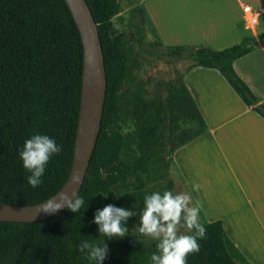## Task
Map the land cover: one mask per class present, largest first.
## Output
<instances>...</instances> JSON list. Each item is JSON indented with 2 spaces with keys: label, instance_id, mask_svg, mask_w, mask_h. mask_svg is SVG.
Instances as JSON below:
<instances>
[{
  "label": "trees",
  "instance_id": "16d2710c",
  "mask_svg": "<svg viewBox=\"0 0 264 264\" xmlns=\"http://www.w3.org/2000/svg\"><path fill=\"white\" fill-rule=\"evenodd\" d=\"M85 1L97 24L106 72L101 127L77 194L85 205L78 213L66 208L36 222L1 221L0 264H95L77 246L82 240L98 244L104 239L93 219L108 204L137 215L127 221L125 237L104 240L109 251L103 264H149L157 241L132 234L133 225H139L143 197L172 192L173 153L188 134L204 126L183 75L195 67L215 69L243 103L259 113V100L237 76L233 62L264 46V32L222 50L165 46L157 36L146 40L141 6H136L133 29L117 33L112 18L121 10L120 0ZM148 56L186 63L184 71L175 69V77L151 98L136 78L141 59ZM82 64L80 34L64 0H0V202L34 205L66 182L73 161ZM37 134L54 139L62 151L50 159L41 186L33 189L26 183L30 173L19 151ZM199 220L206 235L198 240L200 251L187 256V264H249L220 221L208 222L201 215Z\"/></svg>",
  "mask_w": 264,
  "mask_h": 264
},
{
  "label": "crops",
  "instance_id": "0c3cea01",
  "mask_svg": "<svg viewBox=\"0 0 264 264\" xmlns=\"http://www.w3.org/2000/svg\"><path fill=\"white\" fill-rule=\"evenodd\" d=\"M245 5L262 11L253 27ZM141 7L165 46L222 50L264 32V0H141ZM233 69L264 105V46L235 60ZM183 81L204 126L187 135L171 165L193 202L202 203L199 215L220 221L249 264H264V117L215 69L195 67Z\"/></svg>",
  "mask_w": 264,
  "mask_h": 264
},
{
  "label": "clouds",
  "instance_id": "9594fccd",
  "mask_svg": "<svg viewBox=\"0 0 264 264\" xmlns=\"http://www.w3.org/2000/svg\"><path fill=\"white\" fill-rule=\"evenodd\" d=\"M62 151V146L46 135H33L24 142L19 151L23 168L30 175L26 183L33 189L42 184V177L50 159ZM73 184H79V177H74ZM194 191L199 185L192 186ZM57 200H52L41 207L45 214H53L62 208L72 213L80 212L85 205L84 199L73 193L70 197L62 193ZM202 203L193 202L192 196L187 192L173 194L171 191L152 192L143 197V208L138 214L139 226L135 228L138 235L149 237L157 241L156 252L150 256L149 264H187L189 254L198 253L200 244L206 235V228L200 223L199 214ZM136 212L108 204L98 209L94 214L93 223L98 226V233L104 239L100 243L82 240L77 246L80 253L85 254L89 261L103 264L108 254V245L105 239L123 238L129 232L125 226ZM183 227L189 234H181Z\"/></svg>",
  "mask_w": 264,
  "mask_h": 264
},
{
  "label": "water",
  "instance_id": "95a60500",
  "mask_svg": "<svg viewBox=\"0 0 264 264\" xmlns=\"http://www.w3.org/2000/svg\"><path fill=\"white\" fill-rule=\"evenodd\" d=\"M64 1L78 28L83 47L81 100L71 170L58 192L43 202L29 206L0 202V222H36L66 209L62 208L53 214L41 211V207L46 203L52 200L59 202L58 197L62 193L70 197L73 193L78 194L97 143L106 96V72L98 28L85 0ZM255 108L264 116L262 105L257 104ZM74 177H79L78 185L73 184Z\"/></svg>",
  "mask_w": 264,
  "mask_h": 264
},
{
  "label": "rangeland",
  "instance_id": "374dc122",
  "mask_svg": "<svg viewBox=\"0 0 264 264\" xmlns=\"http://www.w3.org/2000/svg\"><path fill=\"white\" fill-rule=\"evenodd\" d=\"M121 10L112 18L113 29L117 33L127 32L133 29V23L137 14L135 13L136 6H141V0H120ZM146 40H155L156 35L150 28L147 21L144 24ZM186 63L182 61L172 59H158L155 57H149L141 59V65L137 71L136 78L137 82H142L146 87L147 96L151 98L157 90L163 91V84L165 81L175 77V69L182 73L185 69ZM125 131V129L123 128ZM169 178L174 183L172 190L173 194L180 192H186L185 187L179 183L178 176L176 174V167L170 165L169 167ZM138 224H134L132 228V234L137 237H144L138 235L135 228ZM187 231L186 228L181 227L179 232L184 234ZM149 238V237H144ZM152 239V238H149Z\"/></svg>",
  "mask_w": 264,
  "mask_h": 264
},
{
  "label": "built area",
  "instance_id": "2783aa9c",
  "mask_svg": "<svg viewBox=\"0 0 264 264\" xmlns=\"http://www.w3.org/2000/svg\"><path fill=\"white\" fill-rule=\"evenodd\" d=\"M242 11L249 27H253L258 22V19L262 13L261 10H254L249 5L243 6Z\"/></svg>",
  "mask_w": 264,
  "mask_h": 264
}]
</instances>
